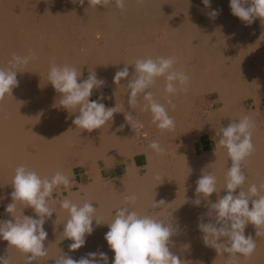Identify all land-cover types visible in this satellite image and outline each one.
I'll return each instance as SVG.
<instances>
[{
    "label": "bare ground",
    "instance_id": "1",
    "mask_svg": "<svg viewBox=\"0 0 264 264\" xmlns=\"http://www.w3.org/2000/svg\"><path fill=\"white\" fill-rule=\"evenodd\" d=\"M229 5L230 0H210V6H205L202 0H143L142 4L126 0L122 11L115 0L106 7L89 4L88 0L83 4L79 0H0V67L8 66L13 53L27 56L31 52L36 56L19 69V85L13 89L12 96L0 102V221L14 220L5 209L12 202L11 184L18 166L36 171L41 178H51L57 171L71 176L78 164L92 173L90 181L79 183L80 192L71 190L72 185L69 189L61 185L55 189L57 192L61 189L60 200L52 199L53 192L50 207L55 213L43 225L48 233L44 242L48 256L38 258L33 264H55V258L64 254L79 260L97 251L107 253L112 264L115 254L104 239L109 231L105 223L112 221L119 207L172 223L176 231L170 238V251L184 264H229V254L217 253L206 246L204 234L198 229L199 223L215 222L214 214L209 217L207 213L210 203L216 202L218 196L213 193L205 201L195 191L196 181L205 171L216 177L219 196L226 195V173L231 160L226 148L219 146V140L214 147L206 142L222 138L218 134L220 130L214 128L218 115H228L234 122L248 116L254 123L255 151L242 164L247 176L244 190L252 184L264 183V122L258 124L257 110L250 112L243 104L248 96L257 102L264 100V24L256 18L248 25L232 14ZM214 10L219 13L215 17L210 15ZM255 47L252 55L255 64L250 66L248 50ZM149 57H174V69L189 76L187 92L178 91L171 97L172 104L167 103L162 77L149 89L175 123L184 126L186 121L187 124L190 102L185 101L207 93H213L215 101L206 113L208 119H203V108L207 105L203 108L198 105L197 121L192 124L188 121L191 127L182 128L181 133L176 131L178 147L170 150L171 166L166 165L162 154L147 152L142 172L135 156L144 148L131 139V124L125 120L124 113L114 114L112 120L90 133L76 127L73 120L79 113L70 115L61 107L60 94L49 83L48 72L53 60L57 65L77 68L82 76L84 64L88 72L96 68L97 77L105 81L103 86L112 91L113 104H106L99 90L93 89L97 101L106 107L116 104L119 111L127 114L146 103L141 94L137 105L130 107L127 80L134 72L135 61ZM125 64L129 65V77L116 85L115 73ZM243 74L248 78L253 75L255 79L242 80ZM82 76L78 82L83 80ZM196 136L203 137L204 149L200 153L196 152ZM160 139L155 141L165 149V154L166 147ZM129 157L132 163L119 168L118 176L104 177L101 159L103 165L110 166L115 161L126 163ZM116 179L121 190L106 183ZM133 194L138 199L134 204L127 203L125 197ZM65 198L77 204L92 202L101 221L99 226L93 221V233L86 235L85 245L74 251L69 249L72 241L63 234L69 214L57 204ZM197 199L201 202L199 206L195 204ZM161 200L165 203L158 204ZM24 207L17 202L14 215L20 219L23 215L37 218L31 207ZM257 231L261 233L258 236ZM249 235L256 241V250L248 259L237 254L236 264H264V228L256 230L248 224L245 236ZM0 256H9L11 264H25V254L3 239H0Z\"/></svg>",
    "mask_w": 264,
    "mask_h": 264
},
{
    "label": "clouds",
    "instance_id": "2",
    "mask_svg": "<svg viewBox=\"0 0 264 264\" xmlns=\"http://www.w3.org/2000/svg\"><path fill=\"white\" fill-rule=\"evenodd\" d=\"M79 2L83 4L84 0ZM111 2L112 0H88L89 4L100 7H106ZM202 2L205 6H210V0ZM115 3L117 8L124 10L126 0H115ZM137 3L142 4L143 0H137ZM229 7L234 16L248 25L256 18H260L264 24V0H230ZM218 14V10H214L210 15L215 17ZM35 59V54L31 52L27 56L13 53L8 66L0 67V102L12 96L13 89L18 87L19 69ZM175 62L174 57L138 58L133 64L134 72L127 80L130 107L137 105L138 97L142 94L146 103L141 111H150L152 123L162 131L173 130L175 122L169 116L166 107L153 98V93L149 89L162 77L165 80L164 92L168 104H172L171 97L178 91L187 92L189 76L175 70L173 67ZM128 66L125 64L123 69L115 73L113 82L116 85L129 77ZM81 76L82 71L73 66L57 65L54 60L50 64L48 81L60 94L61 107L70 115L79 113L73 120L76 127L90 133L112 120L116 113H124L127 122L133 119L132 114L119 111L116 104L113 107H106L101 102L90 100L93 89H99L105 84L94 70L89 72L87 79L78 82ZM136 126H139L138 122ZM254 127L251 119L244 116L238 122L230 123L221 129L222 138L218 144L226 148L231 160V167L226 173L224 188L226 195L219 196L216 177L210 172L204 171L196 181V194L202 195L205 201H208L213 193L218 196L216 202L210 203V211L207 213L209 217L214 214L215 222L199 223L198 229L204 234L203 241L206 246L212 247L217 253L229 254V264H236L237 254L248 259L256 250V241L251 235L245 236L246 226L252 224L256 230L264 228V194H261L264 192V183L259 186L252 184L245 191L247 176L242 170L243 162L255 151L252 143ZM149 147L158 154L165 152L158 141H152ZM156 179L160 177L157 176ZM74 183V178L70 179L69 175L61 171H57L51 178H41L36 171L28 170L23 165L15 169L11 184L14 190L10 194L12 202L5 209L14 220L0 221V239L25 254V264H33L38 258L48 256L44 244L48 233L43 225L55 213L50 207V198L57 187L63 185L65 189H69ZM137 199L135 194L125 197V201L130 204H134ZM17 202L25 205L24 208L31 207L37 218L23 215L20 219L15 216ZM160 203L165 202L161 200L158 204ZM200 203L199 199L195 201L197 206ZM60 204L69 214L68 220L63 224L64 238L72 241L69 249L74 251L85 245L86 235L93 233V221L98 226L101 224L95 215L98 208L93 207L92 202L77 204L69 198L63 199ZM105 224L109 231L104 239L115 254L112 264H184V261L170 251V238L176 231L172 223H165L149 215L141 216L129 207H119L112 221ZM260 234L256 232L257 236ZM101 262L109 264L107 253L102 251L90 252L79 260H74L66 254L55 258V264H101ZM0 264H11V258L0 256Z\"/></svg>",
    "mask_w": 264,
    "mask_h": 264
},
{
    "label": "rangeland",
    "instance_id": "3",
    "mask_svg": "<svg viewBox=\"0 0 264 264\" xmlns=\"http://www.w3.org/2000/svg\"><path fill=\"white\" fill-rule=\"evenodd\" d=\"M222 8H224L223 5H222ZM255 52H256V47L255 48H249V50H248V54H250V60H248V63H249L250 66H254V64H255V60L252 57V55ZM95 73L97 75L96 68H95ZM88 75H89V72L87 70L86 65L84 64V71H83L82 79L83 80L84 79H87ZM254 79L255 78H254L253 75L250 76L249 78L245 74L242 75V80H245V81L247 80V81L251 82ZM98 90H99V93H101V96H104L105 101H106V104L108 103V104L112 105L113 104V97H112V91H111V89L109 87H107V86H102ZM96 95H97L96 93H93L92 92V95L90 97V100L97 101V96ZM107 95H108V97H107ZM214 97L215 96H214L213 93H207L206 95H204V94L203 95H200L198 99L193 98V99H190V101H185V102H190V105L193 104L191 106L189 105L190 109L191 108L192 109L191 110L189 109V112L190 113H188L187 116H186V118H185V120H187V124H186V121H185L184 122V124H185L184 126L185 127H184L183 126V123H181V124L180 123H175V128L177 127L176 128L177 130L174 128L175 131L172 130L171 132L170 131H166V130L165 131H161L157 127H155L156 125L152 123V116H151L152 114H151L150 111H148V112L147 111H141V109H139L137 111L130 110L128 113H130V114L133 115V119L130 120V121H128V124L129 125L130 124L131 125L134 124L133 127L130 126V136H131V139L134 141V143L136 145L141 146V147L144 148V150H142V153L141 154H138V155L135 156L136 157L135 158L136 159V164L139 165L140 169L143 168V164L147 161V152L148 153L149 152L154 153V150L151 149L149 147V145H150V143L152 141H155L156 139L158 140V137L159 138L161 137L160 141L166 147V153L165 154H162V156L164 157V160L166 162V165L171 166L173 161L171 159V151L170 150H171V148L176 147L177 144H178V141L176 140L178 138V133L177 132L181 133L182 128L183 129L190 128L191 126L189 125L188 121H191L190 124H192V122L197 121V119L199 118V114H198L199 106L198 105H200L201 107L202 106L205 107L207 105L205 107V109L203 107L202 108L205 111V114H204L203 119H208L206 117L207 116L206 113L208 112V110L211 109V106L210 105L215 101L213 99ZM210 99H212V100H210ZM192 100H194V101H192ZM208 103H209V105H208ZM243 104L245 105V108L247 110H249L250 112L252 110H254V109L257 110V113H256L257 123L261 125L264 122V100L261 99V100H259V102H257V101L254 100V98L252 96H248V97H245V99L243 101ZM193 118H194V120H193ZM137 122H139L138 123L139 124L138 127L136 126ZM145 122L146 123L149 122V123L146 125ZM233 122H234V120L231 119L230 116H228V115H223L221 117L218 115V117L216 118V123H215V127L214 128L220 130L221 123L224 125V127H226L230 123H233ZM147 128L148 129L150 128V130H148ZM179 128H180V130H179ZM157 129L160 131V133H156V132H159ZM148 132H150V134H148ZM164 132H165L166 135H164ZM171 133H173V134L171 135ZM158 134H160L161 136H159ZM218 134H220V132ZM150 137H151V139H150ZM173 137L174 138L176 137V138L174 139ZM195 138H196V141L199 139L198 136H196ZM218 140H220V139H218V138H217V140H211L210 139L209 141H206V142L207 143H211L212 146L214 147L215 143H217ZM196 143L198 144V142H196ZM209 147L210 146L208 145V148ZM149 149H150V151H149ZM203 149H204V147H202V150L197 147L196 152L197 153H200L201 151H203ZM103 162L104 161L101 159L100 160V166H101L102 173H103V175H104L105 178H110L112 176H117V167L122 168L124 166V164H131L132 163V159L130 157L127 158L126 159V163H123L121 161H119V162L115 161L116 164L111 165L109 168H105L106 166L103 165L104 164ZM88 169L89 168H84L81 164H78V166L75 167L74 173L71 176H69L70 179L71 178H74V180H75V183L72 184V187H71L72 189L71 190H73L74 192H80L82 190V187L79 186L80 185L79 183H83V182L86 183V182H88V181L91 180L92 173ZM142 172H143V169H142ZM112 181H113V183L106 182L108 184V187L110 186V188H114V189H117V190H121L122 189V188L120 189V185L118 184V180L117 179L116 180H112ZM60 187L61 186H59L57 188H60ZM61 198H63L62 197V193H61V189H59L58 192H57V190H54V195H53L52 199H59L60 200ZM59 200L58 201L56 200L58 202L57 203L58 205L60 204V201Z\"/></svg>",
    "mask_w": 264,
    "mask_h": 264
},
{
    "label": "crops",
    "instance_id": "4",
    "mask_svg": "<svg viewBox=\"0 0 264 264\" xmlns=\"http://www.w3.org/2000/svg\"><path fill=\"white\" fill-rule=\"evenodd\" d=\"M224 118V117H223ZM222 118V119H223ZM224 128V125L221 123V128H220V136H222V132H221V129ZM199 139L196 141V138H195V143L198 142V144L196 143V148L198 147L199 149L202 150V147H203V137L201 136H198ZM111 166V165H110ZM110 166H106L105 168H109ZM119 168L120 167H117V176L119 175L120 171H119Z\"/></svg>",
    "mask_w": 264,
    "mask_h": 264
}]
</instances>
